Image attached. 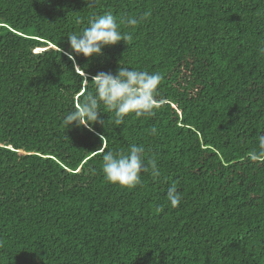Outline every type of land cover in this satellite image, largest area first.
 <instances>
[{"label": "trees", "instance_id": "trees-1", "mask_svg": "<svg viewBox=\"0 0 264 264\" xmlns=\"http://www.w3.org/2000/svg\"><path fill=\"white\" fill-rule=\"evenodd\" d=\"M107 13L133 43L77 55L79 76L68 35ZM262 48L264 0H0V264H264ZM120 63L162 75L156 114L66 129ZM133 143L159 177L109 183L105 149Z\"/></svg>", "mask_w": 264, "mask_h": 264}, {"label": "clouds", "instance_id": "clouds-1", "mask_svg": "<svg viewBox=\"0 0 264 264\" xmlns=\"http://www.w3.org/2000/svg\"><path fill=\"white\" fill-rule=\"evenodd\" d=\"M99 0H88V7H93ZM149 13L139 17H128L127 26H136L145 20ZM81 23L80 19L76 20ZM87 27L68 35L70 51L64 54L75 65V73L80 76V67L76 64V56L92 57L101 55L105 46L115 45L121 40L128 45L133 43V36L122 31L119 22L111 14H98L89 18ZM264 52V48L261 49ZM75 53V55L73 54ZM121 64V63H120ZM83 81H89L84 74ZM163 77L159 72L137 70L121 64L115 74L99 72L91 78L95 91L89 90L82 98L73 103L70 111L62 118V125L68 129L75 125L95 132L93 127L97 122L104 125L101 113H110V122L119 126L130 115L136 117H153L160 108L157 102L159 86ZM86 86V83L85 85ZM151 134H157L152 127ZM144 145L131 144L127 151L105 149L102 155V173L104 179L122 188H135L142 184V173H150L154 178L159 177L160 170L157 162L152 159L146 162ZM253 161L264 159V135L258 137V151L251 154ZM167 200L172 208L182 201V195L175 185L167 190Z\"/></svg>", "mask_w": 264, "mask_h": 264}]
</instances>
